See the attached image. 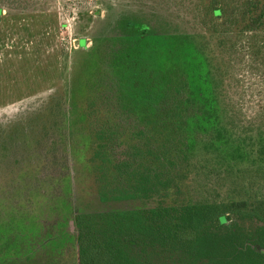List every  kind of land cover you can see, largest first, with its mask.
I'll return each instance as SVG.
<instances>
[{"label": "rangeland", "instance_id": "1", "mask_svg": "<svg viewBox=\"0 0 264 264\" xmlns=\"http://www.w3.org/2000/svg\"><path fill=\"white\" fill-rule=\"evenodd\" d=\"M212 1L0 0V264H79L80 212L230 201L250 210L264 196V28L240 31L244 0H225L224 25ZM130 21L139 28L125 29ZM140 31L154 38V60L155 38L170 34L192 56L182 73L167 71L177 76L161 98L183 78L186 96L194 89L216 106L201 126L187 118L182 156L162 133L140 137L141 112L115 114L131 105L115 59ZM240 133L243 154L232 153Z\"/></svg>", "mask_w": 264, "mask_h": 264}, {"label": "trees", "instance_id": "2", "mask_svg": "<svg viewBox=\"0 0 264 264\" xmlns=\"http://www.w3.org/2000/svg\"><path fill=\"white\" fill-rule=\"evenodd\" d=\"M261 1H243L245 7L241 15L246 24L240 30L242 33L264 28V2L257 16L249 14L247 18V13L252 7L257 8ZM229 4L225 0H213L208 6L212 15L222 19L224 25L233 24L229 18ZM124 26L127 30L139 28L133 21L127 25L124 23ZM129 38L134 39L129 42L127 50L120 49L123 57L115 60L123 81L119 92H128L132 107L126 99L125 105L124 102L118 103L115 114L122 115L120 110L125 112V109L129 116L141 112L145 120H142V129L138 131L140 137L146 136V141L159 140L158 134L162 133L169 139L164 140L170 144V155L182 156L188 144L187 118L200 117L197 124L201 126L203 121L215 119L213 112L217 110L216 106L194 89L186 96L183 78L176 83L171 99L161 98V92L166 90L167 75L177 76L176 72L167 71L176 65L179 67L176 71L182 73L187 63L184 54L190 55L187 47L183 50L178 34L155 38L157 41L153 45L157 54L159 52V56L155 55V64H150V60H155L147 48L154 38L142 31ZM167 63L171 64L165 68ZM151 70L157 78L151 75ZM139 82L140 91L134 95L135 85ZM145 126L155 130L152 136L144 131ZM208 128H211L210 123ZM263 133L260 130L257 141L260 148L264 144ZM170 135L171 139L168 138ZM236 141L232 153L243 154L242 133ZM229 155L226 150L222 157L225 159ZM150 167L142 166L145 172L150 171ZM128 171L139 173L133 168ZM245 205H248L245 201L207 202L77 213L74 223L79 264H264V196H256L250 202V210L245 209ZM243 219L244 223L241 222Z\"/></svg>", "mask_w": 264, "mask_h": 264}]
</instances>
